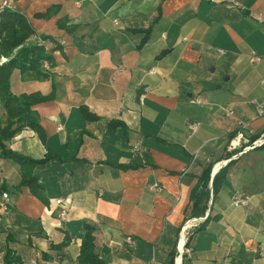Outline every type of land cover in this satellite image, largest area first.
Instances as JSON below:
<instances>
[{"label": "crops", "instance_id": "obj_1", "mask_svg": "<svg viewBox=\"0 0 264 264\" xmlns=\"http://www.w3.org/2000/svg\"><path fill=\"white\" fill-rule=\"evenodd\" d=\"M13 6L55 66L47 79L20 71L11 79L15 95L48 97L33 106L45 142L26 128L5 145L51 159L33 170L44 200L16 189L21 166L0 159V264H80L86 226L95 230L104 264H264V143L246 152L229 148L239 122L248 125V139L264 132L256 111L264 99V23L256 20L264 0ZM49 10V18L37 17ZM65 21L69 30L60 27ZM209 167L205 215L193 217L192 193ZM236 193L249 204L232 206ZM191 220L189 254L181 255L180 234Z\"/></svg>", "mask_w": 264, "mask_h": 264}, {"label": "trees", "instance_id": "obj_2", "mask_svg": "<svg viewBox=\"0 0 264 264\" xmlns=\"http://www.w3.org/2000/svg\"><path fill=\"white\" fill-rule=\"evenodd\" d=\"M51 13V10H49L47 14L38 15L37 17L49 18ZM60 27L68 29L66 21L61 23ZM34 35L35 31L22 13L10 9L0 11V59L4 57L8 60L0 65V106L5 110L6 115L5 120L0 119V159H9L21 166V184L16 189L20 190L22 187H27L33 195L44 200L43 188L33 175V170L36 166L47 164L51 156L37 161L12 152L5 145V142L10 141L16 134L26 128L34 131L45 142L44 130L40 125L37 114L33 111V106L48 101V97L38 94L15 95L11 90V79L17 71L31 73L36 79L51 77L50 67L55 66L54 59L46 52L41 42L30 43ZM41 40L47 41L48 38H41ZM45 62L49 65L47 69H44ZM82 111L86 119H94L88 110L83 108ZM263 135L264 132L250 136L248 143L244 144L242 148L251 146ZM235 136H232L231 139ZM211 176L212 167H209L203 172L199 178V183L193 190L191 197L193 217H203L205 215L207 202L210 198L209 182ZM223 180L224 173L222 172L214 177V193L220 189ZM85 230L79 258L80 264H104L95 251V230L90 226H86Z\"/></svg>", "mask_w": 264, "mask_h": 264}, {"label": "built area", "instance_id": "obj_3", "mask_svg": "<svg viewBox=\"0 0 264 264\" xmlns=\"http://www.w3.org/2000/svg\"><path fill=\"white\" fill-rule=\"evenodd\" d=\"M13 1L14 0H5L3 3V6L1 7L2 9H10V10H15L13 6ZM233 6L240 7L239 4H234ZM256 20L264 23V16L259 15L256 16ZM259 60L257 57H252L251 61H256ZM8 60L6 58H2V62H7ZM44 67L47 69L49 67L48 63H44ZM264 91V88H263ZM191 103L193 104H202V101L199 99H193L191 100ZM256 111L259 117L264 116V99L261 102L256 103ZM248 131V125L244 122H239L238 123V132L236 136L229 142V148L231 151H236L241 149V152H246L249 149H254L256 147H260L264 143V136L262 139L255 141L251 146L242 148L244 144L248 143V138L246 137V132ZM3 198L5 202L1 205V209L3 211H6L9 206V197L7 194H3ZM249 204V198L241 193H236L233 198H232V206L234 207H245ZM57 205L62 207V210L60 212V219L65 220L67 217V209L64 207V201L63 200H58ZM193 220L189 221L187 225L184 227L183 231L180 234V239H179V244H178V249L181 255H184L185 253L189 254V251L186 250L185 247V238H186V232L187 230L191 227V222ZM128 244L133 245V241L131 239L126 240ZM260 256H264V248H261L260 250Z\"/></svg>", "mask_w": 264, "mask_h": 264}, {"label": "rangeland", "instance_id": "obj_4", "mask_svg": "<svg viewBox=\"0 0 264 264\" xmlns=\"http://www.w3.org/2000/svg\"><path fill=\"white\" fill-rule=\"evenodd\" d=\"M14 2V1H13ZM32 39V38H31ZM30 43L31 44H34L33 42H31V40H30ZM2 58H4V57H1V59H0V65H2V64H4V63H6V62H2ZM1 107V106H0ZM2 108V107H1ZM3 109V108H2ZM4 110V109H3ZM5 111V110H4ZM1 119V118H0ZM264 136V135H263ZM263 136L260 138V139H262L263 138ZM259 139V140H260Z\"/></svg>", "mask_w": 264, "mask_h": 264}]
</instances>
